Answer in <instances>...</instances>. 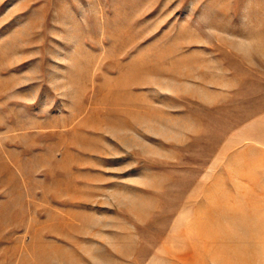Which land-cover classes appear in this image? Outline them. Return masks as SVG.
<instances>
[{"label":"rangeland","instance_id":"rangeland-1","mask_svg":"<svg viewBox=\"0 0 264 264\" xmlns=\"http://www.w3.org/2000/svg\"><path fill=\"white\" fill-rule=\"evenodd\" d=\"M0 264H264V0H0Z\"/></svg>","mask_w":264,"mask_h":264}]
</instances>
